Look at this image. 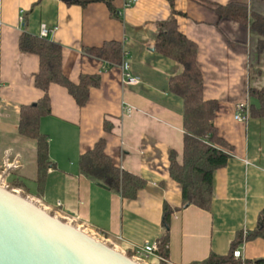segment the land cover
Segmentation results:
<instances>
[{"label":"crops","instance_id":"1","mask_svg":"<svg viewBox=\"0 0 264 264\" xmlns=\"http://www.w3.org/2000/svg\"><path fill=\"white\" fill-rule=\"evenodd\" d=\"M126 1L114 0L118 16L112 17L103 2L0 0V158L11 148L22 161L6 182L52 213L60 209L77 216L125 253L132 254L133 244L162 236L167 205L172 213L166 264L224 255L238 232L256 229L264 207V116L234 119L237 105L249 104V87L264 85V53L257 54L256 35L249 26L219 18L214 10L234 0H135L124 7ZM246 1L253 12L264 15V0ZM171 17L198 45L203 94L216 101L214 124L232 148L226 164L214 171L207 210L182 206L181 187L169 174V152L175 150L180 159L183 147L182 101L169 91V78L182 66L158 53L154 44L160 24ZM43 26L48 30L44 37L62 46V69L71 81L77 82L80 74H99L101 80L82 107L63 86H49L51 113L41 117L40 131L47 136L52 164L39 191L36 140L18 132L20 106L42 96L34 85L38 57L22 52L18 39L22 32L41 36ZM109 40L122 43L140 83L124 85L119 65L83 52ZM252 68L258 72L252 74ZM124 104L132 107L131 113L124 112ZM105 123L111 125L109 131ZM100 138L114 165L146 181L134 199L79 172L80 155ZM14 181L23 186H12ZM58 202L61 207H56ZM236 247L242 250L240 264H264V235ZM148 261L159 263L155 256Z\"/></svg>","mask_w":264,"mask_h":264},{"label":"trees","instance_id":"2","mask_svg":"<svg viewBox=\"0 0 264 264\" xmlns=\"http://www.w3.org/2000/svg\"><path fill=\"white\" fill-rule=\"evenodd\" d=\"M171 3L173 0H169ZM103 2L112 17L118 16L114 0H72L71 3L86 5ZM219 18H227L247 25L256 35V52L264 53V15L253 12L246 0H234L225 5H215ZM22 52L33 53L38 57V70L34 75V85L42 91V96L35 102L20 106L18 132L22 136L36 140L37 184L41 191L46 172L52 164L48 154L47 136L40 131V119L51 113V84L66 88L67 92L80 107L84 106L90 96V89L100 84L99 74H80L78 81H71L62 69V46L48 37L22 32L18 39ZM155 50L176 61L182 66L179 74L169 78V91L179 97L183 106V147L181 158L175 150L169 152V174L181 187L182 206L193 204L209 209L213 192L214 171L224 166L231 155V146L219 136L214 124L216 101L205 99L203 94V76L198 65V45L178 30L174 17L163 21L157 31ZM83 52L104 60L110 65H119L123 56L120 41L109 40L97 47H85ZM258 70L252 68L251 73ZM249 115L264 116V85L261 88L249 87ZM254 100V102H252ZM106 131L111 125L105 123ZM106 141L98 139L93 147L82 153L78 160L79 172L88 179L120 194L123 198L134 199L146 181L113 164L105 151ZM11 185L23 186L19 181ZM25 195H27L25 193ZM164 232L157 242V254L168 258L169 255V221L172 210L164 205ZM264 235V207L260 211L256 229L244 236L240 231L231 243L230 250L224 255L210 253L200 262L191 264H240L233 257L232 251L237 245L256 236ZM131 256V253H126ZM256 262H260L256 261ZM158 264H166L159 261Z\"/></svg>","mask_w":264,"mask_h":264},{"label":"water","instance_id":"3","mask_svg":"<svg viewBox=\"0 0 264 264\" xmlns=\"http://www.w3.org/2000/svg\"><path fill=\"white\" fill-rule=\"evenodd\" d=\"M0 264L141 263L0 186Z\"/></svg>","mask_w":264,"mask_h":264},{"label":"built area","instance_id":"4","mask_svg":"<svg viewBox=\"0 0 264 264\" xmlns=\"http://www.w3.org/2000/svg\"><path fill=\"white\" fill-rule=\"evenodd\" d=\"M134 1L135 0H127L124 7L129 6ZM20 22H23L22 16H20ZM47 31L48 30L43 26L41 29V36H46ZM119 68L122 73V83L124 85H136L140 83V77L132 71L128 55L125 51L123 52V56L121 63L119 64ZM123 109L126 114L131 113L133 110L131 106L126 104H124ZM248 116H249L248 103L247 102L239 103L236 107L234 119L237 121H245L248 118ZM21 167H22V161H21L20 153L14 152L11 148L5 149L0 158V186L10 189L11 191L16 192L18 194L24 193L22 189L12 188L6 182V175H8L10 172L14 170L20 169ZM26 198H29L30 200L35 202L38 206L42 207L44 210L51 213L52 209L44 204L39 203L37 199H34L29 195H26ZM56 207H61V204L58 202L56 204ZM51 214H53L54 216L60 218L61 220L67 223L74 225L78 229H81L82 231L88 233L97 240L103 241L108 245L112 246L113 248H115L116 250H119L124 254H126L122 249L117 248L115 244L111 243V241H108L104 233L98 231L94 227H91L88 223H80L78 221L77 216L64 215L60 209L56 210ZM242 232L244 236L248 233L247 229H243ZM131 246H132V255L130 257L141 264H150L148 261L150 256H155L158 259V261L167 262V259L157 254L158 246L156 241H145L141 244H133ZM232 254L235 259H240L242 254L241 248L236 247L235 249H233Z\"/></svg>","mask_w":264,"mask_h":264},{"label":"bare ground","instance_id":"5","mask_svg":"<svg viewBox=\"0 0 264 264\" xmlns=\"http://www.w3.org/2000/svg\"><path fill=\"white\" fill-rule=\"evenodd\" d=\"M19 195H21V194H19ZM28 200H30L29 198H27ZM30 201H32V200H30ZM33 202V201H32ZM35 203V202H34ZM36 204V203H35Z\"/></svg>","mask_w":264,"mask_h":264},{"label":"rangeland","instance_id":"6","mask_svg":"<svg viewBox=\"0 0 264 264\" xmlns=\"http://www.w3.org/2000/svg\"><path fill=\"white\" fill-rule=\"evenodd\" d=\"M21 195H24V196H26V195H25V193H21ZM51 213H52V212H51Z\"/></svg>","mask_w":264,"mask_h":264}]
</instances>
